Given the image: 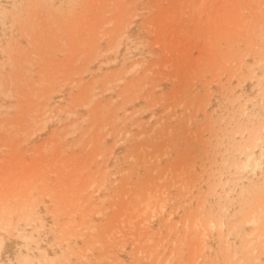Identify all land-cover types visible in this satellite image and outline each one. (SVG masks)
Wrapping results in <instances>:
<instances>
[{"label":"rangeland","instance_id":"obj_1","mask_svg":"<svg viewBox=\"0 0 264 264\" xmlns=\"http://www.w3.org/2000/svg\"><path fill=\"white\" fill-rule=\"evenodd\" d=\"M0 264H264V0H0Z\"/></svg>","mask_w":264,"mask_h":264}]
</instances>
